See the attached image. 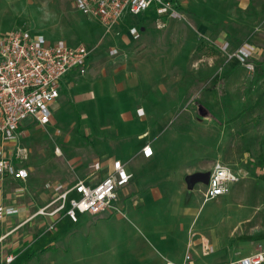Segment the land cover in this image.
Masks as SVG:
<instances>
[{"label": "rangeland", "instance_id": "obj_1", "mask_svg": "<svg viewBox=\"0 0 264 264\" xmlns=\"http://www.w3.org/2000/svg\"><path fill=\"white\" fill-rule=\"evenodd\" d=\"M179 1L180 20L162 25L147 10L106 32L73 0H0V33L21 28L84 43L92 62L62 89L51 124L21 121L29 191L13 196L5 184L3 196L27 201L28 215L51 197L46 182L85 178L96 156L119 158L132 174L119 194L122 213L84 214L72 226L64 217L53 230L37 215L18 229L19 243L31 245L13 263L35 250L22 264H159L184 236L220 245L209 252L192 243L186 251L195 264L244 255L251 242L264 249V0ZM136 22L140 37L130 40L126 26ZM221 39L253 42L262 73L228 59ZM145 144L154 149L152 166L134 161ZM216 162L244 176L230 193L202 202L203 182L189 178Z\"/></svg>", "mask_w": 264, "mask_h": 264}, {"label": "built area", "instance_id": "obj_2", "mask_svg": "<svg viewBox=\"0 0 264 264\" xmlns=\"http://www.w3.org/2000/svg\"><path fill=\"white\" fill-rule=\"evenodd\" d=\"M73 3L83 15L96 19L106 32L127 14L136 16L151 10L155 20L162 25L184 16L177 0H73ZM128 34L137 40L140 37L139 28L129 26ZM218 48L228 59L254 71L253 59L256 58L257 47L252 42L245 40L231 47L228 40H223ZM116 53V48L109 49L110 55ZM90 55L91 49L84 43L70 45L62 39L51 42L28 29L0 33V182L8 178L22 183L13 189V196L25 192V182L29 177V171L24 166L27 149L19 144L21 121L30 117L31 123L41 126L51 124L53 106L60 94L61 77L72 69L85 73ZM55 153L60 155L61 150L56 147ZM152 153L149 144L141 148L145 158ZM88 169L90 172L84 179L46 182L44 187L50 192V200L0 235V243L10 234H17L24 223L37 215L51 218L47 228L53 230L56 222L64 217L76 223L83 214L122 213L118 192L132 177L125 163L113 159L106 174L98 180H95V174L101 169L100 160L91 162ZM243 176V171L216 162L202 192L203 202L228 194L231 186ZM20 209L16 204L0 203V222L18 215ZM206 251L211 252L212 248L207 246ZM16 257L13 252H6L0 264H12ZM191 261V254L187 251L181 264H191ZM263 263L264 249H258L217 264ZM164 264L177 263L166 259Z\"/></svg>", "mask_w": 264, "mask_h": 264}, {"label": "crops", "instance_id": "obj_3", "mask_svg": "<svg viewBox=\"0 0 264 264\" xmlns=\"http://www.w3.org/2000/svg\"><path fill=\"white\" fill-rule=\"evenodd\" d=\"M177 2L179 3V6H180V8L182 9V5H181V3H180V1L179 0H177ZM182 11H183V9H182ZM126 20L127 19V15L126 16H124L121 20ZM120 20V21H121ZM177 19H175L174 21H176ZM178 20H180V19H178ZM168 21H171V20H168ZM131 25H136L138 28H139V31L141 32V29H140V27H139V24H138V22H136V23H130L129 25H127L126 26V35H127V37L130 39V40H133L132 38H131V36L128 34V27L129 26H131ZM223 40L221 39V41L218 43V45L222 42ZM229 41V40H228ZM246 41H248V40H246ZM68 43V42H67ZM229 43H230V46L231 47H234V46H232V44H231V42L229 41ZM241 43V42H240ZM239 43V44H240ZM253 43V42H252ZM69 44V43H68ZM78 44V43H77ZM254 44V43H253ZM76 45V44H75ZM236 45H238V44H236ZM255 45V44H254ZM256 46V45H255ZM257 47V46H256ZM257 54H258V48H257V53H256V57H257ZM91 58V57H90ZM90 58H89V62H88V67H90V63H92V62H90L91 60H90ZM88 67H87V70H88ZM86 70V71H87ZM66 73H68L69 75H66ZM62 77H61V79H60V94H59V97H58V99L56 100V102L54 103V106H53V111L55 112L56 111V109H57V107H58V105H59V100H60V98H61V91H62V89L63 88H66V87H68L72 82H73V80L76 78V77H78V76H81V75H83V74H80L77 70H75V69H72V70H69L68 72H66ZM86 73V72H85ZM53 112V113H54ZM52 121H53V119H52ZM52 121H51V123H52ZM31 124V123H30ZM20 130H21V135L20 136H22V135H24L25 134V132L26 131H24L23 130V127H22V125L20 126ZM142 148V147H141ZM152 148V147H151ZM141 150V149H140ZM152 151H153V153H152V155L150 156V157H148V158H145V157H143L142 156V154H141V151H140V156H138V157H136L135 159H134V161H136L137 160V162L138 163H140V162H145L146 164H151V166L153 165L152 164V161H151V159H152V156L154 155V149L152 148ZM100 160V162H101V169H100V171H98L97 173H96V177H95V180H98V179H100V178H102L105 174H106V172H107V169L110 167V164H111V161H112V159L110 160V161H104L103 159H100L99 157H93L92 159H91V161L88 163V165L91 163V162H93L94 160ZM115 159H119V158H115ZM121 160V159H120ZM122 161V160H121ZM214 165V164H213ZM213 165H212V167H213ZM230 166V165H229ZM212 167H211V169H212ZM87 168H88V166H87ZM127 169V168H126ZM234 169V168H233ZM236 170V169H235ZM90 171H89V169H88V173H89ZM129 172V171H128ZM88 175V174H87ZM86 175V176H87ZM209 175V174H208ZM29 177H30V174H29ZM29 177H28V179L26 180V182H25V185H26V190H25V192L22 194V196L24 197L25 196V194H27V192L29 191V189L27 188V186H28V180H29ZM86 178V177H85ZM243 178V177H242ZM241 178V179H242ZM84 179V178H83ZM131 179H132V177H131ZM240 179V180H241ZM239 180V181H240ZM198 181H201V180H198ZM207 181L208 180H206V181H202L203 182V185H204V187H205V185H206V183H207ZM238 181V182H239ZM238 182H236V183H238ZM235 183V184H236ZM5 184H9V185H11L12 186V191H13V189L16 187V186H18L19 184H22L21 182H19V181H16V180H12V179H4L3 181H1L0 182V203L1 204H14V203H12V201L11 200H7V198H5L4 196H3V193H2V191H3V188H4V185ZM131 184V183H130ZM128 185V184H127ZM126 185V186H127ZM126 186H124L123 188H121L120 190H119V192H118V194H120V191L121 192H123V190H125V189H127L128 187H126ZM125 188V189H124ZM231 188H232V186H231ZM231 191V190H230ZM230 193V192H229ZM51 198V197H50ZM50 198H49V200H50ZM48 200V201H49ZM29 201V200H28ZM48 201H46L44 204H38V203H36L35 204V206H36V208H34V210L31 212V213H29L28 215H27V212H26V207H28L27 205H28V203H27V201H25L24 202V204L23 205H19V204H16V205H18L21 209H20V213L18 214V215H15V216H10V217H8V218H6L4 221H1L0 222V235H2V234H4L6 231H8L11 227H13L14 225H16L17 223H19V222H21V221H23L24 220V218H26V217H28V216H30L32 213H34L39 207H42V206H44ZM119 201V200H118ZM203 202V201H202ZM27 216H26V215ZM103 214H108V213H103ZM26 216V217H23V216ZM84 215V214H83ZM88 215H90V214H88ZM42 218H44L45 219V221H46V224L48 225V223L50 222V220H51V218H49V217H44V216H42ZM19 219H21L20 221H18ZM79 219H80V217H79ZM31 220V219H30ZM30 220H28L27 222H29ZM18 221V222H17ZM70 221V220H69ZM79 221V220H78ZM26 222V223H27ZM70 223H71V226L74 224V223H72L71 221H70ZM25 224V223H24ZM67 229V228H66ZM68 230V229H67ZM18 235H19V233L17 232V234H16V232L15 233H12V234H10L3 242H1L0 243V260H1V258H2V256H3V254H5L6 252H13L14 254H16V256H19V254L20 253H22V251L24 250V241L25 240H23V242L21 241V243H19V237H18ZM190 239H186V237L184 236L181 240L179 239L178 241H176V242H174V244L172 245V248H171V250H168V252L166 253V255H163L164 256V258L163 259H161L160 260V263L159 264H164V262H165V259H167V260H171V261H173V262H175V263H177V264H181V263H183V260H184V256H185V253L187 252L186 250H187V248H188V250L189 249H191V247H192V243H194L196 246L198 245V246H200V251L202 250V248L204 247H207V246H209V247H214V248H219L220 247V245L216 242V241H212L211 239H209V238H207L206 236L205 237H203L199 242H194V241H192V240H190ZM256 242H258V244L257 245H254L253 243L254 242H251L250 243V245H251V247H249L248 249H246L248 252L247 253H244V255H240V256H245V255H248V254H250V253H252V252H255L256 251V249L259 247V246H261L262 247V244H263V242H259V241H256ZM197 246V247H198ZM27 247V246H26ZM194 247V246H193ZM212 250L214 251V249L212 248ZM213 251H211V252H213ZM196 255H199L198 253H196ZM191 257H192V255H191ZM237 257H239V256H237ZM236 257V258H237ZM235 257L233 258V257H231V258H222V259H219V260H216V261H214L213 262V264H217V263H219V262H222V261H227V260H232V259H236ZM194 259L192 258V261H191V264H195L194 263V261H193ZM264 264V263H263Z\"/></svg>", "mask_w": 264, "mask_h": 264}, {"label": "trees", "instance_id": "obj_4", "mask_svg": "<svg viewBox=\"0 0 264 264\" xmlns=\"http://www.w3.org/2000/svg\"><path fill=\"white\" fill-rule=\"evenodd\" d=\"M254 71L256 72L257 75H260L262 72H261V69H260V65L259 63H257L255 65V68H254ZM264 95V94H263ZM69 228V227H68ZM66 231V230H65ZM31 245V242L29 241H24V247L26 246H30ZM35 253V250H32V251H28V254L22 259V260H19V261H16L15 263H12V264H22V262L25 260L27 261L33 254ZM28 258V259H27Z\"/></svg>", "mask_w": 264, "mask_h": 264}, {"label": "water", "instance_id": "obj_5", "mask_svg": "<svg viewBox=\"0 0 264 264\" xmlns=\"http://www.w3.org/2000/svg\"><path fill=\"white\" fill-rule=\"evenodd\" d=\"M198 180H201V181L208 180V174H194L193 176L189 178L190 183H194Z\"/></svg>", "mask_w": 264, "mask_h": 264}, {"label": "bare ground", "instance_id": "obj_6", "mask_svg": "<svg viewBox=\"0 0 264 264\" xmlns=\"http://www.w3.org/2000/svg\"><path fill=\"white\" fill-rule=\"evenodd\" d=\"M142 114H143V113H142ZM142 114H141V115H142Z\"/></svg>", "mask_w": 264, "mask_h": 264}]
</instances>
